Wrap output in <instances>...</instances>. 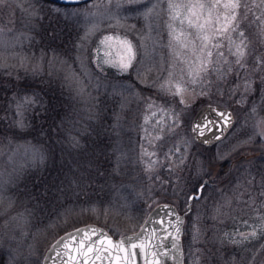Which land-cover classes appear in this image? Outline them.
<instances>
[{
    "label": "rangeland",
    "instance_id": "1",
    "mask_svg": "<svg viewBox=\"0 0 264 264\" xmlns=\"http://www.w3.org/2000/svg\"><path fill=\"white\" fill-rule=\"evenodd\" d=\"M196 2L0 0V74L54 76L87 112L70 120L75 134L65 138L57 111L48 127L44 118L29 127L50 111L38 108L39 93L13 89L0 105V264H42L56 236L85 223L114 236L135 231L159 202L184 212L200 185L182 226L185 264H264V0H239L236 30L223 34L217 29L231 10L220 7L208 19L207 7L197 9L207 47L184 19ZM170 3L184 6L176 20ZM173 28L184 34L179 41ZM124 40L135 59L121 71L105 61L126 57ZM241 41L245 54L237 63ZM201 61H210L208 71L193 82L189 69ZM204 104L234 113L225 136L210 146L191 133ZM87 137L96 139L82 141ZM50 150L64 158L57 162ZM84 151L106 157L92 169L78 157ZM245 230L257 235L244 239Z\"/></svg>",
    "mask_w": 264,
    "mask_h": 264
},
{
    "label": "water",
    "instance_id": "2",
    "mask_svg": "<svg viewBox=\"0 0 264 264\" xmlns=\"http://www.w3.org/2000/svg\"><path fill=\"white\" fill-rule=\"evenodd\" d=\"M58 4L74 5L87 2L89 0H49ZM224 114L227 119L221 117ZM205 118L213 121V125L204 128L207 123ZM234 121V115L228 107L217 104L202 105L193 117L191 123V133L193 137L206 146H210L222 139ZM206 179L202 182L205 183ZM198 192L190 194L187 208L184 212L179 213L176 206L171 202L157 203L146 215L139 228L130 233L119 236L112 235L104 227L86 223L61 233L48 247L42 264H184L182 260V226L185 214L190 210L192 196H199ZM85 229H94L95 233H89L93 240H96V247L104 244V248L93 255L85 251L83 255L77 256L75 248L61 244L62 238L75 234L78 230L83 235ZM103 235H99V234ZM99 236V239H97ZM139 237V239H137ZM167 237V239H165ZM129 238L132 242L139 244L141 240L147 246V253H141L133 257V251L140 252V249H132L129 245H122L127 251L117 250L114 245L127 241ZM111 241V243H109ZM161 244L164 247H161ZM175 245V247H173ZM71 252V256L69 255ZM167 252L166 256H156L154 253ZM111 253V254H109Z\"/></svg>",
    "mask_w": 264,
    "mask_h": 264
},
{
    "label": "snow or ice",
    "instance_id": "3",
    "mask_svg": "<svg viewBox=\"0 0 264 264\" xmlns=\"http://www.w3.org/2000/svg\"><path fill=\"white\" fill-rule=\"evenodd\" d=\"M169 7H170V9L173 10L172 19L176 20L177 18L180 17L179 9L184 7V6L180 5V4L170 3ZM206 7L209 10L208 19H210L212 11L217 9V8L223 7L226 10H231V16L230 17L227 14H225V20L227 21V23L224 25L223 28L217 29V31L220 34H223V32L227 31L229 27H232V22L237 19L235 9L240 7V3H239V0H229V2L221 4L220 0H215V2H213L211 4H205V3L200 2V0H197L196 3L188 6V12L190 13V16L185 17L184 19H187L188 25L190 27L196 28L198 30V38H201V39H203V41H205V47H207V41L209 38L207 35H205L203 37L199 36V31L203 30L204 24L199 23L201 16L197 13L196 10L197 9L202 10V9H205ZM193 17H195V19H193ZM208 19H206L205 22H208ZM183 22H184V20L182 19L181 23H183ZM170 27H171V25H170ZM235 30H236V28L232 27V31H235ZM172 31L174 33L173 39H175V40L179 41L180 37L182 35H184L183 32L176 34L174 28L172 29ZM240 35L243 36V33L241 32ZM105 39L108 40V39H111V37H106ZM122 44L126 47V57L121 58V61L119 64H116L112 60H107L105 62L111 64V66H113V67H119V69L121 71H126L129 67L132 66V61L135 59V52L133 50V46H132L130 41L124 40V41H122ZM242 44H243V41H241V44L236 45V52L234 53V55L237 56V61H236L237 63H240V58L243 57L245 54L243 47H241ZM214 47L218 48L219 45L216 44V45H214ZM201 51H204V48H202ZM207 55L209 57H211V55H212L211 51H208ZM209 63H210V61H201L198 65L190 67L189 75L193 77V82H195V79L197 77H199L201 75V73H206L208 71ZM179 92H180V89L178 88L177 93H179ZM181 102H183V101H181ZM28 103H31V101H28ZM19 107L22 108L23 105H21ZM220 115L223 119H227V117H225L223 113H221ZM205 120L207 121V123L204 124L205 129L208 127H211L214 123L213 121H211L208 118H205ZM204 187H205V185H200L201 190ZM191 198L192 199H198L199 197L194 195ZM89 233H95V230L94 229H85L83 235H81L80 231L78 230L75 234H70L68 237L62 238L60 243L65 245L66 250L68 248V245L70 244L72 248L76 249L78 257L83 255V253L85 251L90 252L93 255H95L100 251V249L104 248V244L101 243L100 247L97 248L96 247V240H93L91 238V236L89 235ZM99 235H103V234L101 233ZM241 235H243V234H241ZM250 235L252 237H255L257 235V232L253 231ZM243 238L248 239V236L243 235ZM97 239H99V236H97ZM137 239H139V237ZM165 239H167V237H165ZM109 243H111V241H109ZM122 245H129L132 249H140V252L133 251L131 253V255L133 257L140 255L141 253L146 254L147 250H148L147 246H145L143 240H141V242L139 244H137V243L132 242V239L129 238L127 241H121V242L115 244L114 248H116L118 251L123 250L126 252L127 249L122 248ZM161 247H164V245L161 244ZM173 247H175V245H173ZM109 254H111V253H109ZM69 255L71 256V252H69ZM154 255L166 256L167 252H157V253H154Z\"/></svg>",
    "mask_w": 264,
    "mask_h": 264
},
{
    "label": "trees",
    "instance_id": "4",
    "mask_svg": "<svg viewBox=\"0 0 264 264\" xmlns=\"http://www.w3.org/2000/svg\"><path fill=\"white\" fill-rule=\"evenodd\" d=\"M44 1L54 3V2H51L49 0H44ZM67 43H69V42L64 41L60 45L59 49H63V47H67L66 46ZM53 77L54 76L50 77L46 74L38 76V77H31V76H29V75L27 76V74H25L24 76L21 75L20 79H15L14 77L6 78L5 76H2L0 74V78H1L0 79V105L6 104L5 99L10 94L13 93V89H19L22 87H26L27 93H30L31 90H33V93L35 92V93L40 94V98H39L40 102H39L38 108L42 109L41 105H44L46 108L50 107V111H44L42 113V115L40 114L38 116V119L34 120V122L29 124L30 125L29 127L31 129H33L34 127L40 126L39 122L42 120V118H44L46 120V122L43 123L44 124L43 127H48V122L51 121L54 123V118L56 119V117H54V115L58 112L61 123L60 124L56 123V125H59V127L61 129H63L61 131V133L65 136V138H67L68 133H69V135L75 134L69 128L70 126L71 127L74 126V124L71 123L70 120H74V118H82L86 115L87 112L85 111V109L83 107L84 103L82 104V106H81V104H79L78 100L80 98H74L73 96L68 94V91L66 90L65 86L60 81H58V79H54ZM24 80L26 81V83H24L25 82ZM60 84H62V85H60ZM6 89H10V90L7 91ZM59 110H60V112H59ZM50 119H52V120H50ZM52 127L47 130L49 134H52V132H55V130H53ZM38 132L43 133V131L42 132L38 131ZM65 138H63V140H65ZM90 139H92V138L87 137V138H84L82 141H86V140H90ZM95 139L96 138H93L92 140H95ZM105 140H106L105 144L107 146V149L109 151H111L112 144L110 143L109 139H105ZM62 143H71V142H68L66 140V141H62ZM50 154L52 157L57 159V162L61 158H64L63 153H60V151L54 152V150H50ZM78 157L82 158L83 162H85L84 165H86V166L89 164V161H91L92 169H94V168H96V165L100 164L102 162V159H104L106 156H102L101 154L100 155L93 154L90 156L89 153H86L84 151L83 155H80ZM77 161L79 162L80 166L83 164V162L81 160H77ZM77 161L76 162L74 161L72 163L74 167H76ZM111 165H112V163L108 162L107 164H105V166L103 168H108ZM132 168L135 169L136 168L135 165H133ZM86 170L88 171L87 167H86ZM80 172H82V171H80ZM96 172H97L96 170H92L90 172V174L96 173ZM102 173H108V172L102 171ZM102 184H104V183L102 182ZM98 188H100V185H98ZM73 203H76V201H73ZM69 204H71V203H69ZM66 205H68V204H66L65 202L62 201L61 208L62 209L66 208L67 207ZM76 208H78V207H76Z\"/></svg>",
    "mask_w": 264,
    "mask_h": 264
},
{
    "label": "flooded vegetation",
    "instance_id": "5",
    "mask_svg": "<svg viewBox=\"0 0 264 264\" xmlns=\"http://www.w3.org/2000/svg\"><path fill=\"white\" fill-rule=\"evenodd\" d=\"M213 2H215V0H212V3ZM227 2H229V0H220V3L221 4H223V3H227ZM222 8V7H221ZM221 8H217V9H221ZM216 10V9H215ZM237 227V226H236ZM251 232L252 231H250L249 233H248V230H245V231H242V234L243 235H247L248 236V238L250 237V235L249 234H251ZM247 248H249L250 250L252 249V245L250 244V245H247Z\"/></svg>",
    "mask_w": 264,
    "mask_h": 264
}]
</instances>
